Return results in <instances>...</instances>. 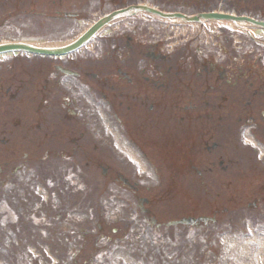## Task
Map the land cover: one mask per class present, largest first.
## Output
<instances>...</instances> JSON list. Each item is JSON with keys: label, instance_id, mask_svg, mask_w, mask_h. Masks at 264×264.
Returning <instances> with one entry per match:
<instances>
[{"label": "flooded vegetation", "instance_id": "af4514ba", "mask_svg": "<svg viewBox=\"0 0 264 264\" xmlns=\"http://www.w3.org/2000/svg\"><path fill=\"white\" fill-rule=\"evenodd\" d=\"M217 1L73 0L72 11L60 17L47 14L48 1L0 0V28L19 13L27 16L29 26L45 29L58 24L42 18L66 21L62 26L72 37L79 34L84 19L94 24L117 9L133 7L100 25L89 47L44 56L50 59L41 77L42 159L69 166L102 165L101 157L125 161L114 150L117 146L131 152V158H144L143 149L152 143L160 146L162 137L165 147L178 148L177 161L185 165L181 176L195 171L207 192L223 181L216 172L220 170L231 176L228 183L234 181L237 186L246 170L242 163L235 162L236 172L230 173L229 162L223 164L220 156L209 154L222 146L226 130L240 127L239 118L231 123L226 117L244 110L252 114L254 126L264 124V102L254 99L263 94L257 91L264 88V78L240 75L242 68H257L255 61L241 60L250 59L251 52L241 55L239 50L226 48L225 40H235L224 28L210 37L206 34L205 39L200 25L192 29L185 24L189 28L182 29L184 23L144 9L192 14L215 10ZM82 2L88 5V13L75 9ZM14 29L12 24L7 27L8 32ZM225 69H232L231 76ZM241 80L252 89L251 101L245 104L249 108L241 106ZM51 114L56 117L53 121ZM54 138L59 145L51 144ZM192 148L200 149L195 158ZM213 172L215 180L210 176ZM101 174L107 175L105 168ZM252 177L248 176L246 188L258 189L245 204L251 219L255 216V221L264 222V183ZM243 218L249 219L246 212Z\"/></svg>", "mask_w": 264, "mask_h": 264}, {"label": "rangeland", "instance_id": "374dc122", "mask_svg": "<svg viewBox=\"0 0 264 264\" xmlns=\"http://www.w3.org/2000/svg\"><path fill=\"white\" fill-rule=\"evenodd\" d=\"M262 1V4L258 3V0H251L249 4L238 5V11L264 18V0ZM12 37L28 38L21 32H16ZM241 39L242 47L252 48L250 50L255 52V60H261L260 62L264 64V48L249 45L243 36ZM17 59L31 65L40 61L27 57ZM7 60L1 58L0 63ZM254 76L258 74L252 72L250 77ZM6 86L7 82L0 78V93H4ZM19 87L25 88L18 79H15L10 92L13 90L16 92ZM18 97L20 98V95ZM4 99H0V140L10 138L11 132L20 131L13 123L18 121L19 125L24 126L38 102L37 99L34 101ZM244 99L249 100V96H244ZM10 106L12 108L8 110ZM255 137L259 141H264V136L262 137L258 131ZM262 144L260 143L261 146ZM14 145L21 147L20 141ZM234 146L235 143L232 141L226 143V152L229 153L227 157L240 152L241 157H246L244 160L246 163L250 161L249 156H253V149L250 146L240 145L236 150ZM261 150L262 159L251 161L256 162L252 178L259 179V183L263 184L264 148ZM6 151V145L0 144V154L4 155ZM17 156L12 159L10 165L12 168L19 164L20 159ZM159 159L158 154L155 162ZM163 166L155 164L157 175L162 179L166 174ZM0 167L6 169L7 165L4 166L0 162ZM45 167L39 166V173L29 165L25 171L13 174L4 171L0 175V264H264V228L256 227L258 230H250L244 227V219L238 212L245 208L244 205L229 208L228 214L221 215L225 219L229 216L234 219L225 224L192 230L178 226L165 231L155 230L149 226L144 227L141 236L139 227L126 228V218L135 216L136 209L125 207L121 204V199L128 200L130 196L116 197L119 193H115L107 194L110 195L108 198L106 194L102 195V189L107 188L108 193H111L118 187L111 185L106 187L102 183L99 170L80 166L81 175L78 182L80 189L76 191L72 180L67 182L57 180L59 172H64L68 176L72 174L70 166H66L64 170H56L55 165H49L47 171ZM115 167L121 171L125 169L122 165ZM194 178L192 176L193 185ZM189 181L190 179L182 182L168 179L166 188L171 189L172 193H169L168 197L163 195L165 197L162 196V202H158L155 208L160 211L166 207L170 208L171 213H176L172 215L175 217L186 213L196 216L209 213L217 198L213 199L196 187L187 186L186 183L189 184ZM164 184L162 181V185ZM141 187L139 195L153 197V190H149L144 184ZM257 189L258 187L252 189L247 187L246 192L238 199L249 200ZM226 197L225 191L218 199L224 202ZM114 216L119 217L115 220L116 223L112 221ZM170 231L174 232L168 235ZM254 231H256L254 243L245 247L244 239L248 237V232ZM190 234L191 237H186Z\"/></svg>", "mask_w": 264, "mask_h": 264}, {"label": "water", "instance_id": "95a60500", "mask_svg": "<svg viewBox=\"0 0 264 264\" xmlns=\"http://www.w3.org/2000/svg\"><path fill=\"white\" fill-rule=\"evenodd\" d=\"M8 48L25 49V50H31V51H33V49H31L30 47L25 46V45H21V44H13V45L8 46ZM2 49H5V48H0V50H2Z\"/></svg>", "mask_w": 264, "mask_h": 264}]
</instances>
